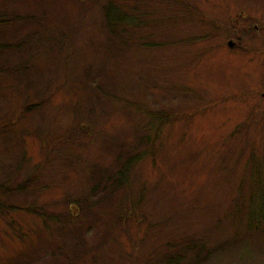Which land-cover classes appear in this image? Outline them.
<instances>
[{
    "label": "rangeland",
    "instance_id": "obj_1",
    "mask_svg": "<svg viewBox=\"0 0 264 264\" xmlns=\"http://www.w3.org/2000/svg\"><path fill=\"white\" fill-rule=\"evenodd\" d=\"M142 1L123 46L99 0H0L36 41L0 54V184L35 175L0 264H264V0Z\"/></svg>",
    "mask_w": 264,
    "mask_h": 264
},
{
    "label": "trees",
    "instance_id": "obj_2",
    "mask_svg": "<svg viewBox=\"0 0 264 264\" xmlns=\"http://www.w3.org/2000/svg\"><path fill=\"white\" fill-rule=\"evenodd\" d=\"M103 4V15H104V22L106 28L113 34L117 35V37L122 41L123 46H130L134 42H131L130 44H126L128 42L127 38H124V35L126 34L127 30H132L133 28H137L140 26V16H139V10L141 6L142 0H99ZM139 9V10H138ZM139 16V17H138ZM142 16V15H141ZM147 16V15H146ZM28 17L26 15H19L17 16L15 13H9L6 10L0 11V31L7 29L8 25L11 24H21L23 21H25ZM32 35L28 34L25 38H22L21 40L15 42L13 45H10L8 43H0V54L4 53L5 51H8L9 49H14V50H9V51H21L24 49L26 44L27 46H34L36 45V41L32 40ZM13 47V48H12ZM17 67V66H16ZM15 67V68H16ZM25 67V66H24ZM21 68H16L14 69L15 74H22V69ZM8 69H4L0 67V75H3L4 73H9ZM32 107V106H30ZM29 107V109H30ZM28 109V108H26ZM161 116V117H160ZM154 120H157V128H159L164 122L165 119L163 115H157L153 117ZM155 132H158L157 129L154 130ZM149 136V135H148ZM150 138L151 136L147 137L146 144L148 147H150ZM143 145V144H141ZM150 150V149H149ZM142 156L144 157L143 152H138L134 155H131L128 160L126 161V164L123 165V169L119 170L117 173L113 175V184L112 187L114 189H120V187L127 186L128 185V176L126 175V171L129 169L130 165L134 162H138L139 160L142 159ZM256 163V162H255ZM35 179V175L29 177L26 179L24 182H19L17 185H14V187L10 188L8 187L9 183H1L0 184V190L2 193H7L8 189L10 188V192H27L30 190V184L32 181ZM116 186V187H115ZM124 199L128 202L130 200V209H127L128 207H123V204L119 205L117 204L114 207V210L110 213H114L116 211L125 212L127 216L134 215L136 213V205L133 203L132 199H129L127 196H124L121 198V201ZM14 205L11 207H7L3 205V203L0 201V211H7L8 209H15ZM31 211H35L36 209L31 207ZM48 216V214L46 213ZM120 215H118V221H120ZM249 218V216H248ZM114 220V219H113ZM112 220V222H113ZM250 220V218H249ZM255 220L259 223V225H264V213L260 214V217H256ZM260 220V222H259ZM249 223V221H248ZM249 227L250 224H249ZM170 247V246H169ZM172 248V247H171ZM169 248L168 250H170ZM199 250H204V247L202 245L199 246ZM98 253L94 252V250H91L90 254L86 256L91 264H95L98 261ZM200 254H197L195 257H192L191 259L194 260V262L197 264L199 262ZM168 260V261H167ZM167 263L165 264H177L180 262V257L177 255H172L167 258ZM165 261V262H166Z\"/></svg>",
    "mask_w": 264,
    "mask_h": 264
},
{
    "label": "water",
    "instance_id": "obj_3",
    "mask_svg": "<svg viewBox=\"0 0 264 264\" xmlns=\"http://www.w3.org/2000/svg\"><path fill=\"white\" fill-rule=\"evenodd\" d=\"M229 46H231V47H232V46H233V43H232V42H230V43H229Z\"/></svg>",
    "mask_w": 264,
    "mask_h": 264
},
{
    "label": "flooded vegetation",
    "instance_id": "obj_4",
    "mask_svg": "<svg viewBox=\"0 0 264 264\" xmlns=\"http://www.w3.org/2000/svg\"><path fill=\"white\" fill-rule=\"evenodd\" d=\"M264 95V94H263Z\"/></svg>",
    "mask_w": 264,
    "mask_h": 264
}]
</instances>
